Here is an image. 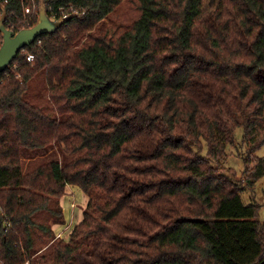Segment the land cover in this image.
Here are the masks:
<instances>
[{
  "label": "trees",
  "instance_id": "obj_1",
  "mask_svg": "<svg viewBox=\"0 0 264 264\" xmlns=\"http://www.w3.org/2000/svg\"><path fill=\"white\" fill-rule=\"evenodd\" d=\"M121 1L44 0L76 16L0 72V264H264L259 204L240 195L264 154L244 185L220 164L237 128L244 164L264 145V0H136L113 36ZM39 3L0 0L5 26H32ZM40 76L52 114L28 96ZM69 184L88 200L66 239Z\"/></svg>",
  "mask_w": 264,
  "mask_h": 264
},
{
  "label": "rangeland",
  "instance_id": "obj_2",
  "mask_svg": "<svg viewBox=\"0 0 264 264\" xmlns=\"http://www.w3.org/2000/svg\"><path fill=\"white\" fill-rule=\"evenodd\" d=\"M140 16V9L138 7V4L136 0H122L120 4L104 19V23L109 29V33L113 36L119 35L121 32H123L133 21L138 19ZM30 91L28 93V96L33 102H36L43 106V108L50 114H52V110L50 109V106L47 101V95L46 92L43 90V83L42 78L40 76V79L34 78L30 85ZM235 142L233 145L228 146L226 149V156L223 157L220 161V164L223 167L233 168L236 171V174L234 176V179L241 181L242 185H244V174L243 170L246 165L251 166L255 163V161L261 157L264 154V145H262L259 149L254 151V153L249 157L250 162L247 164H244V158H246L248 155L246 153L247 143H245L243 139V129L237 128L234 133ZM43 160L42 157L36 158L34 161L29 162V160H26V163H30L32 165H35L37 162H40ZM243 181V182H242ZM243 190L240 193L241 199L245 204H248L250 202H256L259 204L258 208V216L257 219L264 223V176L259 178L252 187L242 186ZM76 191L74 193V197L72 199H69V195L73 194L72 191H68L66 189L65 196L61 198V205L65 206L66 208L71 206H77L79 207L77 209V213L72 212L70 214H67L66 221H68L69 230L71 229V226H75L78 221L82 217V212L84 207L87 204L88 196H84L83 200L80 201V193L81 190H79L77 187L72 188ZM69 193V194H68ZM82 195V194H81ZM80 201V202H79ZM76 202V203H75ZM38 219L41 221H47L48 215L40 213L38 216ZM77 223L75 224V222ZM74 223V224H73ZM62 229V228H60ZM73 229V228H72ZM59 230V228H58ZM57 231L56 226H54V232ZM67 231V230H66ZM60 232V231H59ZM57 233V232H56ZM55 233V235H56ZM62 233V232H61ZM70 233V231H69ZM65 232V234L62 236L68 239V234ZM57 237V236H56ZM50 242H47L45 244H42L40 252L45 251L49 245ZM41 244L38 243L37 247H39Z\"/></svg>",
  "mask_w": 264,
  "mask_h": 264
},
{
  "label": "water",
  "instance_id": "obj_3",
  "mask_svg": "<svg viewBox=\"0 0 264 264\" xmlns=\"http://www.w3.org/2000/svg\"><path fill=\"white\" fill-rule=\"evenodd\" d=\"M74 16H76V13H70L55 19L51 18L44 4V0H40L35 23L30 27L21 28L15 32L5 26L6 10L1 8L0 34L2 41L0 45V72L4 71L10 65L17 53L24 46L32 44L37 36L56 31L62 24Z\"/></svg>",
  "mask_w": 264,
  "mask_h": 264
},
{
  "label": "crops",
  "instance_id": "obj_4",
  "mask_svg": "<svg viewBox=\"0 0 264 264\" xmlns=\"http://www.w3.org/2000/svg\"><path fill=\"white\" fill-rule=\"evenodd\" d=\"M78 188L79 190H81L78 186H76V185H71V184H69V185H67L66 186V189L68 190V191H72L73 192V194H70L69 195V199H72L75 195H74V193H76V191L74 190V189H72V188ZM66 189H65V192H66ZM69 194V193H68ZM82 194V195H81ZM66 194H64L63 196H65ZM62 196V197H63ZM84 196H85V193L81 190V193H80V195H79V197H80V201H82L83 200V198H84ZM79 201V202H80ZM76 203V202H75ZM64 205V204H63ZM62 205V210H63V213H64V217H65V223L64 224H60V225H58V226H56V228H57V231L56 232H59V231H61V232H63L62 234L64 235L65 234V232H67V233H69V231H71L72 230V228H73V226H71V229L69 230V225H68V221H66V219L67 218H69V217H67V214L65 215V213H68V214H70L71 212H72V210H74L73 212H76L77 213V209L79 208V207H77V206H74V207H71V206H69V207H65V206H63ZM82 218V217H81ZM81 220V219H80ZM79 220V221H80ZM78 221V222H79ZM77 223V221L75 222V224ZM74 224V223H73ZM69 226V227H68ZM58 228H59V230H58ZM60 228H62V229H60ZM67 230V231H66ZM55 232V233H56Z\"/></svg>",
  "mask_w": 264,
  "mask_h": 264
},
{
  "label": "built area",
  "instance_id": "obj_5",
  "mask_svg": "<svg viewBox=\"0 0 264 264\" xmlns=\"http://www.w3.org/2000/svg\"><path fill=\"white\" fill-rule=\"evenodd\" d=\"M34 9L33 8H31V7H24V12L25 13H29V12H32ZM63 16H66V14L65 15H63ZM51 18H54V17H52L51 16ZM55 19V18H54ZM39 41V40H38ZM26 58H27V60H32V58H33V55L32 54H27V56H26ZM63 233V232H62ZM62 233H61V231L60 232H57L56 233V236L57 237H63L62 236Z\"/></svg>",
  "mask_w": 264,
  "mask_h": 264
}]
</instances>
